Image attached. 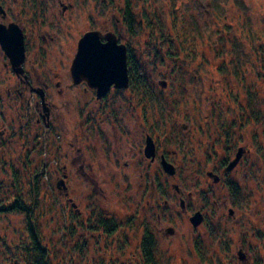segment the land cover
<instances>
[{
  "label": "rangeland",
  "instance_id": "rangeland-1",
  "mask_svg": "<svg viewBox=\"0 0 264 264\" xmlns=\"http://www.w3.org/2000/svg\"><path fill=\"white\" fill-rule=\"evenodd\" d=\"M63 4L69 5L66 11ZM13 10L46 12L44 26L55 23L42 29L55 35L53 66L85 29L102 24L121 29L131 85L123 94H110L105 111L122 117L114 125L100 123L105 114L100 108L86 124L87 111L104 102L81 95L69 99L73 106L77 100V112L66 114L65 125L79 132L84 150L90 145L98 150L108 146L105 138L121 137L119 125L131 130L129 121L142 117L149 129L150 121H159V151L175 163L176 173L138 161L139 152L124 158L127 165L120 160L125 170L120 176L104 170L79 176L68 141L51 143L49 156L39 138L27 154L19 140L5 135L0 264H29L21 249L28 240L27 217L13 209L16 197L32 206L35 231L52 264H138L147 231L157 237L160 264H264V0H13ZM61 12L66 13L58 16ZM80 121L83 131L75 126ZM131 136L125 135L132 146ZM93 165L101 170L111 162L93 160ZM61 178L67 187H58ZM198 211L202 222L194 226L190 217ZM99 218L113 219L112 234Z\"/></svg>",
  "mask_w": 264,
  "mask_h": 264
},
{
  "label": "flooded vegetation",
  "instance_id": "flooded-vegetation-1",
  "mask_svg": "<svg viewBox=\"0 0 264 264\" xmlns=\"http://www.w3.org/2000/svg\"><path fill=\"white\" fill-rule=\"evenodd\" d=\"M24 1L27 3L29 2V0ZM22 7L25 11V5ZM68 7L69 5L63 4L62 10L66 11ZM17 11L18 12H14L13 10V0H0V140L5 135L9 134V136H13V141L15 139L19 140L16 144H22L20 147V149H22L21 151L25 148L27 154H29L33 146H36L35 142H37L39 138H42L49 156L51 155L50 149H52L53 146L51 143L59 141L65 144V142L67 143L68 141L74 150L73 155L75 157H73V159L75 160V168L79 176L93 177L95 174H100L102 170L108 171L109 175L120 176L125 171L124 168H122L123 165L119 164L120 160L124 158L127 159V157L132 154L139 155V152L142 153L143 157L141 155L138 156V161L144 158L143 160L146 159L149 163L162 167L164 172L168 175H175V163L172 162L167 153H161L159 151L157 139L160 137L161 132L159 121H150L148 123L149 129L145 128V120L142 119V117H137L138 120H136L135 123L129 121V123L132 124L131 130L126 126L123 127V125H119L122 130V133H120L121 137L115 138V141H112L110 137L105 138V144H108V146L98 150L96 148L92 150V145L84 150L83 146L78 145L81 144L82 141L79 137V132L77 130L70 131L65 125L64 118H66V114L71 117L72 114L74 115L75 112H77V100L76 104L73 106L69 99H78V96L80 97L81 95L87 96L90 94L95 96L99 103L104 102L98 105L96 110L93 111V108H90L87 111L89 115L88 119L85 121L86 124L91 118H94V115H98V110L100 108L105 112L104 117H100V120H98L100 123L114 125L116 120L122 117L117 116V112L113 109H111L109 113L105 111V104L107 103L109 95L112 94V98L117 93L123 94V92L129 90L131 85V73L133 72L130 70L127 47L121 39L122 30L118 28L114 29L111 25L110 27L103 26V24L99 27L85 29L76 37L75 46H70L71 49L68 52H60V55L66 54V56L61 58L60 61L53 66L51 64V54H54V52L50 44L54 43L53 39L55 35H48L42 29L51 28V26H55V23L51 22L49 25L44 26L47 17L46 12ZM65 13L66 12H61L58 16L64 15ZM39 15L42 17L45 16L40 22L37 20L39 19ZM37 22H39V24ZM87 32H96L101 42H107L110 38L116 41L117 44L125 46L128 73V83L125 86H119L116 82L112 81L107 91L101 93L97 85H91L86 78L78 74H73V60L78 51L79 41ZM1 39L9 41L8 44L10 43L12 46V55L6 52ZM8 73L9 75H7ZM8 113L12 114L10 118L8 117ZM154 117V115L151 116V118ZM7 125L12 126L13 131L9 132V127H7ZM75 126L81 128L79 131H83L84 125L82 121L77 125L75 124ZM92 127L94 126L92 125ZM93 132V130H90L89 134ZM94 134L97 133L94 132ZM125 135H133L131 136L133 140L132 146L130 145V137H125ZM149 139L152 148L149 151L150 153L147 154L146 146L148 145ZM2 141L3 140L0 141V147H2ZM9 144H12V141ZM59 144L55 147L56 149H59ZM123 147L126 152L121 151ZM97 154H103V156L100 158L90 157ZM83 155L85 158L80 161ZM163 157L174 165L175 172L173 174L165 170L162 164ZM106 158L110 160L111 167L103 166L104 168L101 170L94 167L93 160ZM126 159L123 160V163L127 165L128 162ZM9 160L12 161V157H10ZM0 162L2 161L0 160ZM45 166H47L46 162ZM66 167L67 165L64 164L62 169L64 182L65 178L68 176ZM225 172L228 171L225 169ZM139 173L144 175L142 172ZM65 187H67L66 184ZM174 188L177 194H182L178 184L175 183ZM182 199L183 197L180 198V200ZM184 207H186L185 203ZM164 230L168 231V227Z\"/></svg>",
  "mask_w": 264,
  "mask_h": 264
},
{
  "label": "water",
  "instance_id": "water-1",
  "mask_svg": "<svg viewBox=\"0 0 264 264\" xmlns=\"http://www.w3.org/2000/svg\"><path fill=\"white\" fill-rule=\"evenodd\" d=\"M4 49L12 55L11 44L8 40L1 39ZM73 74L81 75L86 78L91 85H97L101 93H105L110 83L116 82L119 86H125L128 83L127 73V55L124 45L117 44L116 41L108 39L107 42H101L96 32L85 33L78 45V51L73 60ZM146 153L149 154L151 141L148 140ZM242 149L238 150L235 161L230 163L229 169L233 168L241 156ZM162 164L167 172L173 174L175 167L166 159H162ZM63 179L58 184L63 185ZM181 207H184V200L180 201ZM230 213L233 210L230 209ZM190 221L194 226H197L202 221V214L198 211L190 217ZM168 232L173 233V228L168 227ZM240 257L244 258L242 251H239Z\"/></svg>",
  "mask_w": 264,
  "mask_h": 264
},
{
  "label": "trees",
  "instance_id": "trees-1",
  "mask_svg": "<svg viewBox=\"0 0 264 264\" xmlns=\"http://www.w3.org/2000/svg\"><path fill=\"white\" fill-rule=\"evenodd\" d=\"M131 12V11H129ZM131 18L129 17V20ZM130 26L133 27V22L130 21ZM36 178H34L35 180ZM36 185L33 188V193L36 194ZM13 209L19 212H25V217H27L26 229L28 232V240L22 241L21 249L23 251V256L29 257V264H52L49 260L48 251L45 245L40 240V236L35 231V224H33L34 217L32 206H27L22 199L16 197L13 202ZM99 224L103 227L104 231L108 234H112L116 229V223L113 219L99 218ZM98 225V223H97ZM141 249V261L138 264H160L159 256L157 255V237L150 232L143 234V239L140 242Z\"/></svg>",
  "mask_w": 264,
  "mask_h": 264
}]
</instances>
